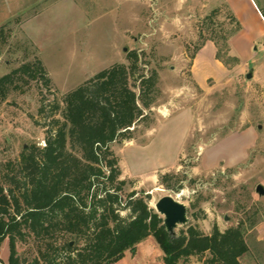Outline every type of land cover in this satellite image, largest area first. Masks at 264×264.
Returning <instances> with one entry per match:
<instances>
[{"label": "rangeland", "instance_id": "1", "mask_svg": "<svg viewBox=\"0 0 264 264\" xmlns=\"http://www.w3.org/2000/svg\"><path fill=\"white\" fill-rule=\"evenodd\" d=\"M232 5L240 14L238 32ZM214 10L209 28L205 19ZM22 14L0 27V78L39 58L52 84L22 83L0 97V176L29 145L45 146L52 120H63L67 92L116 63L129 64L128 53L138 51L140 72L158 71L161 96L151 127L140 125L133 140L112 146L121 178L132 182L126 192L150 194L154 209L173 196L205 235L243 222L246 251L239 263L264 264V196L256 191L264 186V0H42ZM223 34L230 46L225 62L206 40ZM167 173L185 178L180 192L161 185ZM17 250L27 262L38 256L31 237ZM9 254L6 239L3 264ZM162 254L150 236L115 264H161ZM210 258L206 252L189 264H212Z\"/></svg>", "mask_w": 264, "mask_h": 264}, {"label": "trees", "instance_id": "2", "mask_svg": "<svg viewBox=\"0 0 264 264\" xmlns=\"http://www.w3.org/2000/svg\"><path fill=\"white\" fill-rule=\"evenodd\" d=\"M217 13L205 19L207 27L213 26ZM231 14L238 32L241 24ZM206 40L215 42L216 57L225 62L228 36L210 35ZM127 59L129 64L116 63L67 92L63 120H52L45 146L29 145L17 162H8L2 170L0 247L9 239V264H115L150 236L156 237L164 264H188L206 252L212 264H240L246 251L243 222L225 231L214 226L210 235L189 223L172 237L163 216L149 205L150 194L126 192L132 182L121 178L112 146L133 140L140 125L151 127L152 108L161 96L158 71L140 72L138 51L129 52ZM38 80L50 89L52 80L36 58L0 78V97ZM133 80L138 83L132 85ZM45 107L43 99L41 114ZM53 111H61L59 102ZM184 180L170 173L160 177L161 185L176 193L184 188ZM29 237L38 253L31 262L22 260L17 250L18 242Z\"/></svg>", "mask_w": 264, "mask_h": 264}, {"label": "water", "instance_id": "3", "mask_svg": "<svg viewBox=\"0 0 264 264\" xmlns=\"http://www.w3.org/2000/svg\"><path fill=\"white\" fill-rule=\"evenodd\" d=\"M252 74L249 73L247 78H251ZM257 193L261 196H264V186L258 185L256 189ZM155 210L158 214L164 218V226L168 234L172 237H176L177 228L179 226H185L189 224L190 219L188 217V208L187 206L176 200L173 196L167 195L162 197L155 205ZM74 242H71L73 245Z\"/></svg>", "mask_w": 264, "mask_h": 264}, {"label": "crops", "instance_id": "4", "mask_svg": "<svg viewBox=\"0 0 264 264\" xmlns=\"http://www.w3.org/2000/svg\"><path fill=\"white\" fill-rule=\"evenodd\" d=\"M3 4V9L0 11V27L12 22L14 19L22 16V12L31 8L36 3L42 0H1ZM234 15L238 20L240 17L238 9L236 10L235 6L232 5ZM259 12V10H257ZM260 13V12H259ZM164 254L160 255L161 264H164L163 260ZM189 264V263H188Z\"/></svg>", "mask_w": 264, "mask_h": 264}, {"label": "built area", "instance_id": "5", "mask_svg": "<svg viewBox=\"0 0 264 264\" xmlns=\"http://www.w3.org/2000/svg\"><path fill=\"white\" fill-rule=\"evenodd\" d=\"M0 264H3V262L0 260Z\"/></svg>", "mask_w": 264, "mask_h": 264}]
</instances>
